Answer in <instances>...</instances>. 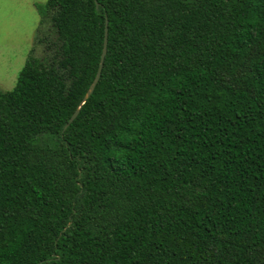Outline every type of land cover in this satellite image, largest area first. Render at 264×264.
Here are the masks:
<instances>
[{"label": "trees", "instance_id": "trees-1", "mask_svg": "<svg viewBox=\"0 0 264 264\" xmlns=\"http://www.w3.org/2000/svg\"><path fill=\"white\" fill-rule=\"evenodd\" d=\"M34 8L46 54L0 91V264H264V0Z\"/></svg>", "mask_w": 264, "mask_h": 264}, {"label": "rangeland", "instance_id": "rangeland-1", "mask_svg": "<svg viewBox=\"0 0 264 264\" xmlns=\"http://www.w3.org/2000/svg\"><path fill=\"white\" fill-rule=\"evenodd\" d=\"M45 0H0V91L10 90L28 55L46 54L36 38L46 33L39 25L34 4Z\"/></svg>", "mask_w": 264, "mask_h": 264}, {"label": "water", "instance_id": "water-1", "mask_svg": "<svg viewBox=\"0 0 264 264\" xmlns=\"http://www.w3.org/2000/svg\"><path fill=\"white\" fill-rule=\"evenodd\" d=\"M105 49H106V25L104 24V29H103V39H102V46H101V51H100V55H99V59H98V65L94 74V77L88 87L87 92L84 95V98H86L90 92L92 91L94 85L96 84V82L99 79V75H100V70L102 67V62H103V57L105 54ZM77 113V109L71 114V116L68 118L67 123L65 126H67L69 123L72 122V120L74 119L75 115Z\"/></svg>", "mask_w": 264, "mask_h": 264}]
</instances>
